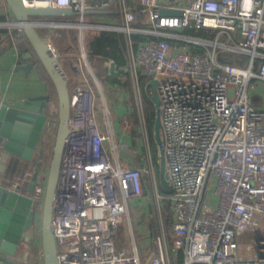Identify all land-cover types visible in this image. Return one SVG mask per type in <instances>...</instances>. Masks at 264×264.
I'll return each instance as SVG.
<instances>
[{"label": "built area", "instance_id": "obj_1", "mask_svg": "<svg viewBox=\"0 0 264 264\" xmlns=\"http://www.w3.org/2000/svg\"><path fill=\"white\" fill-rule=\"evenodd\" d=\"M22 2L76 13L43 23L50 28L75 27L80 36L85 29L122 34L123 71L134 93L144 146L142 163L133 164L117 154L127 151V145H108L112 133L95 118L92 84L97 80L82 47L70 62L72 130L64 144L54 204L59 264H264V0ZM104 15L118 21L103 22ZM198 30L209 35L188 33ZM230 54L237 56L236 64L220 60ZM142 79L155 81L168 195L160 190L152 159ZM55 126L56 118L49 119L46 143ZM34 185L36 212L42 208L45 182L37 175ZM141 198L153 207L156 234L151 237L148 224V236L132 235L129 250L119 249L116 236L128 203ZM12 264L30 263L19 259Z\"/></svg>", "mask_w": 264, "mask_h": 264}, {"label": "water", "instance_id": "obj_2", "mask_svg": "<svg viewBox=\"0 0 264 264\" xmlns=\"http://www.w3.org/2000/svg\"><path fill=\"white\" fill-rule=\"evenodd\" d=\"M13 19L1 23L22 30L33 52L36 54L56 91L57 117L53 135L48 172L43 193L40 213L41 243L43 264H59L56 242L54 237V204L56 188L60 170L61 157L66 137L71 132L70 93L68 89V75L59 62L51 45L43 40L37 28L46 26L47 20L33 18H50L75 16L69 8L57 7H27L22 0H5ZM165 15L179 14L174 10H162ZM115 71V64L109 66V73ZM151 88L149 98L155 108L153 138L158 149L159 183L161 188L169 192L171 189L167 181L165 154L160 134L159 99L155 88V81L148 82ZM48 96L29 97L23 100H5L0 93V172L5 162L8 167H17L21 163L33 165L32 182L26 189L20 185L13 188L12 180L0 177V264H12V257L22 239V235L34 224L35 212L31 195L38 175L40 155L36 149L40 138L44 135L45 126L49 120ZM9 180V181H8Z\"/></svg>", "mask_w": 264, "mask_h": 264}, {"label": "rangeland", "instance_id": "obj_3", "mask_svg": "<svg viewBox=\"0 0 264 264\" xmlns=\"http://www.w3.org/2000/svg\"><path fill=\"white\" fill-rule=\"evenodd\" d=\"M72 19H74V17H72ZM87 19L97 21L99 18L97 16H88ZM6 21L1 23H5ZM0 27L16 28L7 25ZM41 30L42 33L48 37L46 41L50 43L63 69L66 71L69 79L68 88H70L72 85V74L69 68L71 60L78 57L82 47L85 48L87 52L88 38L100 30L85 29L82 36H80L79 30L75 27L50 28L49 26H41ZM88 63L97 80V84L94 82L92 84L97 97L95 101V118L97 119L99 127L103 128L108 133H112L108 134V145H127V151L121 149L117 150L119 158L129 160L133 164H137L138 162L142 163L144 146L142 145L141 135L138 131L136 105L131 83H127L126 76L121 75L119 76V84L110 85V83L103 81L108 63L100 62L97 58L90 59L89 57ZM148 82V80L142 79L140 85L143 92L146 91ZM256 92L258 94L260 93L259 90ZM261 97L264 99L263 94H261ZM258 101L259 100H256V103H259ZM126 124L130 126L128 129L125 128ZM116 130L117 132H115ZM120 131L123 132V134H119ZM51 134H54V128ZM126 140H129V143H126ZM107 154L110 156L111 152L108 150ZM112 159L114 162L113 157ZM145 200V198H141L138 201L133 200L128 203L127 214H125L116 236V246L119 249L129 250L132 235L136 238L148 236L149 221L151 217L154 219L155 217L153 207L146 205L147 201ZM40 210L41 206L35 209L37 219H39L38 214ZM248 235H251V233ZM148 242L150 243L151 241L148 239Z\"/></svg>", "mask_w": 264, "mask_h": 264}, {"label": "crops", "instance_id": "obj_4", "mask_svg": "<svg viewBox=\"0 0 264 264\" xmlns=\"http://www.w3.org/2000/svg\"><path fill=\"white\" fill-rule=\"evenodd\" d=\"M0 16L4 18V21L7 20V22L13 19L7 4L2 0H0ZM116 17L117 16L108 17L104 15L100 17V19L106 23L117 22L118 19ZM56 18L58 17H50L41 20H58ZM70 71L73 82V69L70 68ZM125 76L127 83H129L130 79L127 75ZM0 93L5 100H23L29 97L48 96L50 119L55 120L56 118L55 112L57 111V103L52 98V93L48 84L43 81L39 71L33 66L31 55L26 52H20L15 45L5 49L0 54ZM115 132H117V130ZM119 134H123V132L120 131ZM128 141L129 140H126L125 142L129 143ZM52 143L53 138L49 137L47 146L43 147V139L41 137L36 147L40 155V161L37 166L38 176L44 182L46 181L48 172ZM1 154L2 152L0 151V162ZM8 166L7 161L3 165L0 177L2 175L5 178L7 177L10 181L12 180L13 188L15 185H20L22 188L26 189L28 187L27 184H29L28 182H32L33 165L21 163L17 165V167L16 165L15 167L12 166L11 169H9ZM33 183H35V180ZM35 219L34 224L22 235V239L15 254L10 257L12 262L19 259H27L30 264H43L40 220L37 218Z\"/></svg>", "mask_w": 264, "mask_h": 264}, {"label": "trees", "instance_id": "obj_5", "mask_svg": "<svg viewBox=\"0 0 264 264\" xmlns=\"http://www.w3.org/2000/svg\"><path fill=\"white\" fill-rule=\"evenodd\" d=\"M99 13H106L103 11H99ZM33 19H45V18H33ZM58 20H64L66 18H56ZM4 18L0 16V22H3ZM37 31L39 35L43 38V40L46 41L48 38L46 35L42 33L41 27L37 28ZM189 34H193L196 36H203L205 32L202 30L198 31H190ZM209 35V34H205ZM48 42V41H47ZM15 45L20 52H26L29 55H31L33 66L39 71V74L43 81H45L49 89L52 93V98L57 103V96L56 91L49 79V76L47 75L45 69L43 68L42 64L40 63L39 59L37 58L36 54L33 52V49L31 48L28 40L25 38L23 32L19 28H5L0 27V54L7 48ZM87 54L90 59L97 58L100 62H107L109 60H112L115 64V71L112 73H109V68L107 67L105 76L103 78V81L110 83V85H117L119 84V76L126 75V72L123 71V67L125 65V57H124V46H123V38L122 34L114 31H106V30H100L96 34L92 35L88 38L87 42ZM236 55H228V56H221L220 60L222 62L227 63H237ZM70 91V88H68ZM151 92V88L148 87L146 91H142V98L144 103V112H145V118H146V125H147V131H148V137H149V145L151 149L152 159L153 163L155 165V170L157 173V176L159 177V157H158V149L155 144L154 138H153V126H154V120H155V108L152 103V101L149 98V94ZM43 147L47 146L46 139L47 136L43 135ZM160 190L163 194L168 195L169 192L164 191L161 187ZM164 223H165V230L167 231V234L169 236V239H172V231H171V215L168 210V206L164 205ZM150 231H151V237H154L156 234L155 229V219L151 217L150 219Z\"/></svg>", "mask_w": 264, "mask_h": 264}]
</instances>
